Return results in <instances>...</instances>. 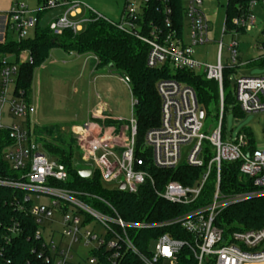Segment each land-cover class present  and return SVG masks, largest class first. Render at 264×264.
Here are the masks:
<instances>
[{"label": "built area", "instance_id": "1", "mask_svg": "<svg viewBox=\"0 0 264 264\" xmlns=\"http://www.w3.org/2000/svg\"><path fill=\"white\" fill-rule=\"evenodd\" d=\"M38 1L35 16L47 10H62L60 17L48 26L53 36H60L65 31L79 33L90 22L89 15L77 20L81 16L78 4H71L68 0ZM170 4L171 0H124L121 19L113 25L118 31L133 36L147 46L146 66L149 69L191 71L217 84L219 124L211 136L206 137L201 133L204 113L200 118L201 108L193 90L172 79L159 80L155 85L160 101L159 124L145 133L141 145L136 141L134 109L137 103H134L132 97V119L126 123L124 135L115 134L114 129L99 125L96 120L102 119L100 114L95 120L91 119L93 121L70 127V135L80 153V161L74 164L79 167L78 170L89 169L90 177L97 173L108 189L119 190L123 185L121 192L128 195H136L149 184L159 199L171 205L189 207L185 213L169 221L155 224L128 223L97 196L57 187L67 180V170L36 143L32 130L34 125L30 122L34 109L21 92H15L18 65L10 63L7 57L0 59V132H7L11 141V145L3 150L2 158L9 169L19 172L21 177L19 181L0 179V187L24 192L23 202L29 205L28 214L37 227L34 241L39 246L32 253L45 264H81L78 249L74 250L73 246L87 250L85 264H120L124 253L138 257L142 264H177L183 247L189 248L196 264H264V227L233 232L224 237L222 229L215 225L217 217L229 206L264 196V151L250 150L248 139L243 135L238 136L233 143L222 141V73L225 69H235L238 44L231 42L228 46L231 61L228 67L221 63V42L214 66L198 63L194 59L193 48L208 43L210 31L209 22L202 10V0H182L180 27L173 22ZM258 4L264 7V0L249 1L248 13L234 18L231 29L224 26L222 33L231 30L234 33L249 32L254 26L251 9ZM30 13L23 4L15 3L5 16V30L15 32L18 40L24 39L27 31L38 24L37 17H29ZM90 14L96 15L92 12ZM260 44L262 54L258 62L264 61V30ZM254 62H246L244 66ZM120 80L125 83L123 79ZM233 98L241 114L264 113V77L236 78ZM4 109L7 117L20 122L3 125L1 115ZM106 119L121 122L108 117ZM183 149L186 159L181 163ZM224 163H239V175L251 179L256 190L247 194L223 196L220 177ZM180 165L201 170L197 181L191 187L170 181L156 190L150 169L175 171ZM210 182L213 191L208 202L199 207H191L203 196ZM40 198L46 199L47 203L37 204ZM81 198L101 204L104 208H94ZM56 221L62 229L59 239L54 240L53 231L43 236L42 227ZM93 224L101 229V233L93 230ZM168 227L179 228L190 237V241L176 240L169 234H163L151 241L155 243L154 249H150L149 243L148 255H144L138 252L130 238V233L135 235L140 231ZM17 235L18 230L14 228L5 237L6 242Z\"/></svg>", "mask_w": 264, "mask_h": 264}, {"label": "trees", "instance_id": "2", "mask_svg": "<svg viewBox=\"0 0 264 264\" xmlns=\"http://www.w3.org/2000/svg\"><path fill=\"white\" fill-rule=\"evenodd\" d=\"M251 0H227L225 13V27L231 29V21L248 13V3ZM173 22L181 26L183 17L182 0H171ZM154 11V10H153ZM42 14V13H41ZM41 14H37L39 20ZM90 22L84 25L79 33L63 32L60 36H53L48 28L34 27L31 39H21L15 42H0V59L13 58L12 64L18 65L15 80V92H21L26 100L27 91L31 84V75L35 68L42 66L50 57L52 51L60 50L65 55H90L96 60V69L109 68L123 79L129 87L130 95L137 103L134 109L136 120L138 145L142 144L145 133L159 124L160 101L155 91L159 80L172 79L191 88L195 94L197 104L204 115L212 110V106H219L218 86L214 81H207L202 75L191 71L171 72L168 68L149 69L146 66L148 48L133 36L118 31L114 23L97 18L89 14ZM2 24H5L2 22ZM6 26H3L5 30ZM27 53L28 59L19 62V56ZM264 64V61H261ZM232 71L225 69L222 73L223 111L226 104H235L229 89L228 74ZM236 111L239 112L236 104ZM219 110V108H218ZM240 113V112H239ZM99 125L105 127L117 126L116 121L105 120ZM223 126L221 127V130ZM33 134L36 143L53 159L64 165L68 178L57 187L81 194L97 196L108 203L128 223H161L169 221L187 211L189 207L171 205L159 199L149 184H146L136 195H128L117 189L106 188L97 173L83 179L78 175V168L74 164L80 161V153L76 142L69 134L63 133L57 126L35 127ZM250 150L255 147L248 136ZM11 145L8 134L0 132V179L19 181L20 173L11 171L3 161V150ZM239 163H224L221 166L220 191L223 196H236L252 193L256 189L251 179L242 177L238 173ZM155 183V189L170 181L177 182L184 187H191L199 178L201 170L180 165L175 171H158L150 169ZM213 184L210 182L201 196L191 207H199L208 202ZM24 192L0 187V264H45L37 259L32 250L39 245L34 241L37 229L32 217L28 214L29 205L23 202ZM92 207L103 209L104 206L94 201L81 198ZM215 225L222 229L224 237L233 232L258 230L264 227V196L251 198L226 208L217 217ZM18 230L17 236L10 237L11 230ZM169 234L181 241H190V237L177 227L140 231L130 238L140 254L148 255V245L157 237ZM120 264H142L138 257L124 253ZM177 264H196L188 247H183L179 253Z\"/></svg>", "mask_w": 264, "mask_h": 264}, {"label": "rangeland", "instance_id": "3", "mask_svg": "<svg viewBox=\"0 0 264 264\" xmlns=\"http://www.w3.org/2000/svg\"><path fill=\"white\" fill-rule=\"evenodd\" d=\"M23 4L28 11L29 17H35V11L39 5L37 0H14ZM260 1V0H257ZM71 4L80 5L81 16L77 20L87 18L90 12L117 24L123 12L124 0H68ZM227 0H202V10L206 16L210 31L208 33V43L193 48L194 59L202 65L214 66L218 45L221 42V63L224 67L231 65L229 53L227 51L231 42L238 44L237 62L233 71L228 74L230 81L229 89L233 95V84L236 78L264 77V64L258 62L262 54L261 41L262 30H264V7L258 4L251 9L254 26L249 32L234 33L233 30L222 33L225 25ZM61 8L47 10L39 18L38 28L47 29L49 24L60 17ZM5 15H0V40L15 42L18 36L15 32L7 29L3 34V24ZM84 27V26H83ZM34 30L29 29L24 39H31ZM27 53L19 56V62L27 60ZM9 62L13 58L7 57ZM255 61L247 66L244 63ZM93 60L90 56H76L71 60L57 61L50 58L42 66L35 68L31 75V84L27 91V99L34 109L30 117L31 125L35 127L57 126L63 133L69 134L71 126H80L87 122L89 112L101 102L106 105V113L116 121L118 125L110 127L116 133L125 134L126 123L132 119L131 95L128 86L120 80V76L115 72L111 73L107 69L93 71L91 67ZM239 65V66H238ZM100 97V100L98 99ZM219 106H212V110L205 114L202 120L201 133L209 137L219 124ZM226 111L222 120V141L233 143L238 136H248L256 150L264 151V113L241 114L235 109V104L227 103ZM95 120V119H94ZM105 116L99 121L103 123ZM93 121V120H91ZM112 121V120H111ZM19 120H11L6 115V109L2 111L1 123L6 126L18 124ZM103 126V125H101ZM105 127V126H104ZM186 159V152H181V163ZM37 204H46L47 200L40 198ZM57 218V216H55ZM93 230L101 233V229L93 224ZM44 235L53 231L54 240L59 239L61 227L56 221L51 225H44ZM155 243H150V249H154ZM74 250L82 259L81 264L86 263L88 253L82 247L73 246Z\"/></svg>", "mask_w": 264, "mask_h": 264}, {"label": "crops", "instance_id": "4", "mask_svg": "<svg viewBox=\"0 0 264 264\" xmlns=\"http://www.w3.org/2000/svg\"><path fill=\"white\" fill-rule=\"evenodd\" d=\"M38 1V0H37ZM39 2V1H38ZM15 3H18L17 1H15L14 2V0H0V15H5L6 16V14H7V12L9 11V9L15 4ZM4 16V20H5V17ZM1 19V18H0ZM4 22V21H3ZM38 22H39V20H38ZM4 26V25H3ZM4 32H5V30H3V36H4ZM0 42H2L1 40H0ZM21 55V54H20ZM68 58H70V59H68V60H71L72 58L74 59L77 55H74V54H72V55H66ZM82 56H90V55H82ZM82 56H80V57H82ZM91 58H92V60H93V63H92V65H91V67L93 68V71H98V70H103V69H107V70H109L111 73L113 72V71H111V69H109V68H103V69H96V60H95V58L94 57H92V56H90ZM50 58H52L53 60H56L55 58H53L52 56H51V54H50V57H49V59ZM48 59V60H49ZM23 61H25V60H23ZM58 61V60H57ZM114 73V72H113ZM98 99L100 100V97L98 96ZM106 105L104 104V103H99L97 106H96V108H94V109H92V111L91 112H89V115H88V120L87 121H89V120H91V119H96V118H98L99 117V114H100V117H103V116H105V117H108V118H110V119H113V118H111L106 112ZM72 127V126H71Z\"/></svg>", "mask_w": 264, "mask_h": 264}, {"label": "water", "instance_id": "5", "mask_svg": "<svg viewBox=\"0 0 264 264\" xmlns=\"http://www.w3.org/2000/svg\"><path fill=\"white\" fill-rule=\"evenodd\" d=\"M51 56L53 58H55L56 60L58 61H64V60H68L70 58H68L64 53H62L60 50H55V51H52L51 52ZM112 67L109 66V69H111ZM202 115H203V112L202 110L199 111V117L202 118ZM78 172V175L83 178V179H86V178H89L90 175H91V171L89 169H80L77 171ZM119 191H123L124 189V186L121 185L119 188Z\"/></svg>", "mask_w": 264, "mask_h": 264}, {"label": "flooded vegetation", "instance_id": "6", "mask_svg": "<svg viewBox=\"0 0 264 264\" xmlns=\"http://www.w3.org/2000/svg\"><path fill=\"white\" fill-rule=\"evenodd\" d=\"M135 105V104H134Z\"/></svg>", "mask_w": 264, "mask_h": 264}]
</instances>
